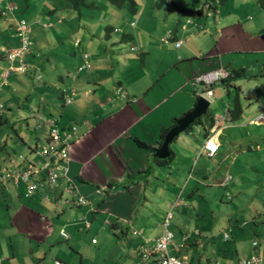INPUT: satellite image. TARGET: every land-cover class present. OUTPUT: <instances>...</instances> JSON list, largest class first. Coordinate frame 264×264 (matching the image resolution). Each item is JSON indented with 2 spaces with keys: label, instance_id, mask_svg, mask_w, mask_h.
Listing matches in <instances>:
<instances>
[{
  "label": "crops",
  "instance_id": "0c3cea01",
  "mask_svg": "<svg viewBox=\"0 0 264 264\" xmlns=\"http://www.w3.org/2000/svg\"><path fill=\"white\" fill-rule=\"evenodd\" d=\"M218 2L220 5L225 4L221 0ZM8 5L12 3L3 7L0 1V12ZM14 7L18 9L17 6ZM123 7L125 6L118 8ZM209 7H214V4H209ZM214 8V12L197 9L189 16L181 13L185 11L183 8L179 9L178 14L183 18L178 20L176 28H166V34L172 42L182 41L180 48H176L172 42L164 44L163 38L158 41L157 37L140 31H133L134 35H130L123 30V19L117 15L113 16L116 20L111 21L112 25L105 27V38L111 41V48L115 50H104L102 54L99 43L94 55V42L103 40V37L101 32L95 35L93 29L87 38L81 37L75 41V46L84 42L87 46L93 45L89 48L92 53L86 52L83 55L78 70L84 64L86 55L92 67L75 76L69 73L67 81L61 77L68 86L62 90L60 118L46 112L40 99V106L30 120L34 124L31 125L30 121L27 124L28 128L33 127L42 134L35 141V146L29 148L30 155L23 156L28 160L38 159L36 150L40 148V142L41 147L46 143L50 130L48 121L51 119L56 120L57 128L62 134L77 127V134L71 143L67 176L73 181L75 191L86 197L88 203L84 206L74 205L73 195L66 190L64 180H61L58 189L52 191L44 186L30 198L25 196L26 186L21 182L16 186L14 180H9L5 185H0V264H56L61 262L59 257L71 258L72 249L79 247L84 237L90 239L99 231H107L108 227L116 232V229H120L123 237H129L132 230L135 250H139L145 242L161 237L169 213L172 214L171 221L173 209L184 205L176 200L170 205V202L163 200L169 192V182L175 188L173 192L177 190L175 171L180 170L184 174V170L174 165L177 154L171 148L180 140L181 134L169 145L171 160V156L160 159L156 155L168 133L193 111L201 98L200 94L209 86L213 88L210 107L216 103L217 111L209 113V107L207 113L196 121L204 141L196 153L189 151L180 158L183 165L192 164L190 174L197 177L196 183H221L223 178L232 176L228 174L227 166H223L233 162L229 153L236 147L242 151L251 150L247 126L256 131L261 126L264 127V119L259 120L264 114V23L262 19L256 22L246 11L242 15L233 10L226 12V8L220 11L216 6ZM16 10L8 13V16L0 13V19L8 21L0 27V33H3L1 37L12 47L8 48L0 42V91L4 88L12 90L1 92L3 98L0 103L5 108L9 103L18 102L14 96L18 93L16 87L24 86L28 80L37 82L41 78L42 82L45 76L48 81L56 79L54 64H51L49 57L48 60L45 59L43 48H38L43 47L41 42L33 44L31 54L28 55L30 57H23L26 67L24 73L17 71L19 61L11 65L3 53L21 46L19 38L17 41L13 39L17 36L16 33L15 36L9 35L17 28V24L10 19V15ZM46 14L43 20L33 19L30 24L25 19L17 20V23H27L32 41L34 38L46 41L47 37L66 36L68 29L54 28L55 22L52 20H58L62 24L64 18L57 19L54 10H49ZM123 16L127 15L124 13ZM142 20L141 17L136 21L141 23ZM131 21V27L135 28L136 25L132 24L135 20ZM50 30L54 31L50 33ZM115 33L122 34L117 43L113 42ZM123 39H134L139 52L137 48L133 51V47L130 50L138 52L139 56L122 57V45L119 43ZM11 41L13 44H10ZM50 65L53 66L51 69ZM221 70L229 73L234 71L240 74L239 78L233 80L231 77L227 80L228 83L221 80L214 85L196 81L202 75ZM9 71L10 75L6 76ZM48 81L45 85L55 87V82L49 84ZM226 93L228 97H225ZM41 94L42 91L38 90L33 95ZM23 95L24 92L19 97L23 98ZM236 97H239L243 113L237 122H232L230 110L233 109ZM242 97L248 100L242 101ZM220 115L227 116L229 120L216 134L219 152L208 156L202 151L207 138L215 131V118ZM2 116L0 114V122L5 119ZM212 122L214 126L210 128ZM238 124H241L240 127H237ZM226 133L232 151L226 150L228 141L223 140ZM19 141L23 145H29L23 138H19ZM7 143L5 141V146H1L0 171L21 167L18 157L13 156L15 149H7ZM163 160L166 162L163 163ZM211 161L219 164L212 165ZM211 165L218 168L213 169ZM222 170H225L224 173ZM38 178L44 179V175ZM224 181L222 185L227 188L231 182L224 186ZM155 195H158L157 202L152 199ZM248 225L249 223L244 222L240 229L245 231ZM205 231L207 232L195 228L184 232L180 243L176 244L182 246L180 251L173 246L170 247V254L185 257L191 264H222L221 260L208 258L200 251V238L212 237L206 236ZM225 232L222 234L223 241L228 242L229 240H224ZM185 237L187 241L184 244ZM95 240L93 238L92 243L98 245L99 242L94 243ZM206 241L208 242V238ZM236 252L234 262L233 254L228 248L219 253L231 261L230 264H237L241 258L239 251Z\"/></svg>",
  "mask_w": 264,
  "mask_h": 264
},
{
  "label": "rangeland",
  "instance_id": "374dc122",
  "mask_svg": "<svg viewBox=\"0 0 264 264\" xmlns=\"http://www.w3.org/2000/svg\"><path fill=\"white\" fill-rule=\"evenodd\" d=\"M0 1H2L3 7L9 2L18 7L19 11L17 9L10 15V19L14 21L15 24H17V20L20 19H25L28 24L32 23L33 19L37 20L40 18L43 20V18L47 16L46 13L49 10H54L57 19L64 18L62 24H59L58 20L54 21V19H52L53 22H55L54 28L63 27L68 29L66 36H53L54 38L47 37L46 41L40 38H37V40L35 38L33 39L34 45L38 42L43 43V47L38 46V48H43L42 52L45 59L48 60L47 58L49 57V60L52 61L51 64H54L56 79L54 81H48L45 76L46 80L44 79L42 82L41 78L39 81L37 79V82H33L30 79L24 86L16 87L18 93H15L14 96L18 102L21 101V104H18V102L9 103L7 104V108L2 112V117L5 119H3V122H0V150L1 146L3 145L4 147L5 141H7V149H15L13 154L15 158L20 155L29 156V148L35 146V141L42 134L39 130L35 131L33 127L28 128L27 124L31 120L33 113L36 112L37 108L40 106V99H42V106L46 112L60 118L62 90L68 86L63 80L65 79L67 81L69 73H72L74 76L77 75V73L80 74L78 66L83 59V55L86 52L92 53V51L89 50V48L93 46L92 44L87 46L84 42L80 46H75V41L77 39L79 40L81 37L87 38L93 29L95 35L101 32L103 37V40H95L94 49L92 48L94 55H96L95 49L99 43L101 44L100 53L102 54L104 50H115L111 48V41L105 38V27L112 25L111 21L116 20V17H113L114 15L123 19L122 28L130 35H134L132 34L133 31H140L144 34L146 33L153 37H157L158 41L168 37L166 34V30L168 31V29L166 28L174 29L178 26V20L183 18L181 14H178L180 8L185 10L181 13L186 16L191 15L197 9L205 12H214L215 6L219 11L226 8V12L227 10H233V12L241 13L242 15L246 11V14H251L249 15L250 18L254 17L256 22L262 19L264 23V9L260 7L258 0H228L225 4L222 3L223 5H220V2H218L219 0H211L210 3L207 2L208 0H136L138 4L137 13H132L127 6L118 8L109 0H87V5L81 6L78 9L74 7V4L70 0ZM212 3L214 7L210 8L209 4ZM119 12H122V14ZM124 13L127 15L126 17L123 16ZM257 13L259 14L257 15ZM145 16L151 18H144ZM155 16L157 17L155 18ZM141 17L143 19L141 23L136 21L137 18L140 19ZM152 17L154 18L152 19ZM131 19L135 20L132 23L136 25L135 28L131 27ZM119 20L120 19H118V21ZM6 21V19H0V27L4 26ZM262 26L264 27V25ZM51 31L54 30H50V33H52ZM15 33L17 34L16 28L14 33H9V35L14 34L15 36ZM2 34L3 33H0V42L8 48H12L11 45H8L3 40V37H1ZM115 34L116 36L113 37V42L116 41L117 43L121 39L122 34H118V40V35L117 33ZM18 38L17 35L13 39L17 41ZM11 42L10 44H13V41ZM119 44L122 45L120 46V49H122L120 51L122 53L120 54L123 58L139 56V46L134 39H123ZM131 47L134 49L137 48L138 52H132L130 50ZM19 49L20 46L14 50ZM151 60H153V58H151ZM53 66L50 65V69ZM46 81H48L49 84L55 82V87H53V85H45ZM38 90H41L42 94L40 96L33 95ZM6 91L11 92L12 90L9 88L2 89L0 91V100L3 98L1 97V92L3 93ZM22 92H24L23 98L19 97ZM226 95L227 93L225 97H228ZM27 98L30 100L27 101ZM213 100H216V98ZM246 100L248 99L242 97V101ZM216 111V103H213L209 113H214ZM29 123L32 125L34 121L32 120ZM245 123L247 122L245 121ZM241 124H238L237 127H240L239 125ZM198 125L199 123L196 122L188 131L181 134L180 140L175 142L171 147L177 154L176 164L174 165L176 168L178 166V169L184 170V174L181 173L180 170L175 171V184L177 186L176 192L174 191L175 195L173 192L175 189L173 184L167 182L169 192L163 197V200L170 202V205L173 204L175 200L180 204L181 202L184 204L179 208L173 209V219L170 221V230L175 235L174 243H180L181 236L184 232L199 228L202 232L203 230H207L208 233L205 231L206 236H212L200 238L202 240L200 251L202 254H206L205 256L208 258H212L213 260L219 259L222 264H230L237 258L236 251H239L241 259L252 256H264V127L261 126V128L256 131L255 128H253V130L251 126H247L248 142L252 143V145H250L251 150L249 151H242V149L238 147L232 151L228 141L230 139H227V133L223 137L224 141H228L226 143V150L232 151L228 153L233 160V162L227 163V165L223 164V166H227L228 174L232 175L234 178L229 186L225 188L222 185L225 178L220 181L221 183H219V181H214L212 183L199 181V183H196L197 177L190 174L192 164H182L181 155L189 151L196 153L200 149L201 143L204 141L203 133ZM19 138H23L29 145H23L19 141ZM248 142L246 145H248ZM41 145L42 143L40 142V148H42ZM212 161V165L219 164L216 161ZM214 168L217 169L218 167H213V169ZM224 171L222 170V173H224ZM190 181L191 183L189 184ZM188 184L189 186L187 187ZM186 187V193L183 195V191ZM157 198L158 195L152 196L155 202L158 201ZM254 221L256 224H253ZM155 222H157V220ZM244 222L249 223V225L246 226L245 231H242L240 225ZM106 230L107 231L104 232L99 231L90 239L89 237H84V240L82 242L80 241L79 247L72 249L71 258L62 259L59 257V259L63 264H154V260L143 262L138 258L139 251L138 249H134L132 230L129 237H123L120 229H116L118 230L116 232L112 227H108ZM228 230H233L234 233H231V238L228 242H224L222 234L224 231L229 232ZM93 238L96 239L95 241L97 243L99 242L98 245L92 243ZM207 238L208 242L206 241ZM255 242L257 246L254 247L253 243ZM65 244L67 245V242ZM71 247L72 245H70V248ZM227 248L233 254L232 262L226 260V258L219 253Z\"/></svg>",
  "mask_w": 264,
  "mask_h": 264
},
{
  "label": "built area",
  "instance_id": "2783aa9c",
  "mask_svg": "<svg viewBox=\"0 0 264 264\" xmlns=\"http://www.w3.org/2000/svg\"><path fill=\"white\" fill-rule=\"evenodd\" d=\"M16 8L12 5H8L4 10L3 15L8 16V13L13 12ZM17 35L20 39L21 46L19 50H13L9 52L3 51L6 54L8 61L13 65L16 61H19L20 66H18L17 71L20 73L25 72V63L23 62V57L31 52L33 47V41L30 35V29L25 21H20L17 23ZM171 41L170 37L163 38L164 44H169ZM176 48H180L183 44L182 41H175ZM135 50L134 48L132 49ZM91 64L89 57L85 56L84 64L79 68V72H83L91 69ZM10 75V71L7 72L6 76ZM228 71H215L202 75L196 79L198 83H205L206 85H214L215 82L221 81L229 77ZM2 84L0 85V87ZM211 87V86H209ZM209 87L200 94L201 96H206L208 99H212L213 92ZM5 107L0 103V114L4 111ZM264 119V114L259 118V120ZM229 118L227 116H218L215 118V131L213 135L207 138L205 146L203 148V153L208 156H214L219 152L220 145L216 142V134L220 129L225 127L226 122ZM50 124L49 136L46 140L45 145L42 148L36 150L37 160H28L26 157L20 155L18 159L21 162V167L19 169H10L7 171H0V185H5L9 180H14L17 186L19 182L26 186L25 196L27 198L35 195L41 188L47 186L50 190H56L60 186L61 180L65 181L66 190L70 191L73 195V203L77 206H84L88 203L86 197L79 195L76 192L73 181L67 176L69 167L68 164L70 159V148L73 139L77 134V127H72L65 134H62L57 128V122L54 119L48 121ZM211 146H214L213 150ZM44 175V179H39ZM233 180V176H228L224 181V186H227ZM45 184V185H44ZM49 201L50 198L46 197ZM172 214L169 213L165 223L164 234L158 239L145 242L138 250V257L144 262L149 260H155L157 264H191L187 258L175 256L170 254V246H174L177 251H180L182 246L176 245L174 243V233L170 230V219ZM232 230L225 232L224 240L227 241L231 236ZM136 235L137 233L134 232ZM187 237L183 239L185 244ZM96 243V241H94ZM257 246V243H254ZM56 264H61L60 261ZM218 264V263H217ZM237 264H264V256H252L249 258H244L238 261Z\"/></svg>",
  "mask_w": 264,
  "mask_h": 264
},
{
  "label": "water",
  "instance_id": "95a60500",
  "mask_svg": "<svg viewBox=\"0 0 264 264\" xmlns=\"http://www.w3.org/2000/svg\"><path fill=\"white\" fill-rule=\"evenodd\" d=\"M209 107L210 101L206 98H201L197 106L193 109V111L186 115V117L183 118L181 121H179L177 125L168 133L162 148L158 151L156 156L160 159H166L170 157V143L175 139V137L188 131L198 119H200L204 114L207 113Z\"/></svg>",
  "mask_w": 264,
  "mask_h": 264
},
{
  "label": "trees",
  "instance_id": "16d2710c",
  "mask_svg": "<svg viewBox=\"0 0 264 264\" xmlns=\"http://www.w3.org/2000/svg\"><path fill=\"white\" fill-rule=\"evenodd\" d=\"M70 1L74 4V7L77 8V9L80 8L81 6H86L87 5V0H70ZM109 1L113 5H115L117 7L127 6L132 13H137L138 4H137L136 0H109ZM226 1H228V0H222L223 3L226 2ZM258 4L260 5V7L262 9H264V0H258ZM0 13H4V11H2ZM239 75L240 74L234 73V71H232L230 73V77L229 78L232 77L233 80H235V79L239 78ZM228 79H224L223 82H227L228 83V81H227ZM242 113H243V109L241 107V104H240V101H239V97H236L235 100H234L233 109L230 110L231 121L232 122H237L239 120V118L242 116ZM213 126H214V122H212L210 124V128H212ZM171 158H172V156L170 157V160H171ZM164 162H166V161L163 160V163ZM228 240H230V238Z\"/></svg>",
  "mask_w": 264,
  "mask_h": 264
},
{
  "label": "clouds",
  "instance_id": "9594fccd",
  "mask_svg": "<svg viewBox=\"0 0 264 264\" xmlns=\"http://www.w3.org/2000/svg\"><path fill=\"white\" fill-rule=\"evenodd\" d=\"M229 74H230V73H229ZM229 77H230V76H229ZM229 77H227L226 79H228ZM223 80H224V79H223ZM209 89H211V90H212V89H213V88H212V86H211V87H209ZM212 92H213V91H212ZM200 97H201V98H206V99H207V100H209V101H210V103H211V99H208L206 96H200ZM201 98H200V99H201ZM208 138H209V137H208Z\"/></svg>",
  "mask_w": 264,
  "mask_h": 264
},
{
  "label": "snow or ice",
  "instance_id": "6c2138e0",
  "mask_svg": "<svg viewBox=\"0 0 264 264\" xmlns=\"http://www.w3.org/2000/svg\"><path fill=\"white\" fill-rule=\"evenodd\" d=\"M210 147H212V148H213V150H215L214 146H211V145H210Z\"/></svg>",
  "mask_w": 264,
  "mask_h": 264
}]
</instances>
